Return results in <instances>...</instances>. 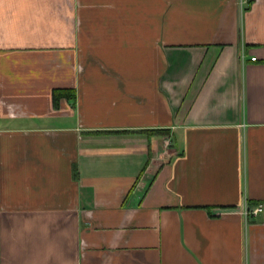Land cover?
<instances>
[{"label":"crops","instance_id":"crops-1","mask_svg":"<svg viewBox=\"0 0 264 264\" xmlns=\"http://www.w3.org/2000/svg\"><path fill=\"white\" fill-rule=\"evenodd\" d=\"M0 264H264V0H0Z\"/></svg>","mask_w":264,"mask_h":264},{"label":"trees","instance_id":"trees-1","mask_svg":"<svg viewBox=\"0 0 264 264\" xmlns=\"http://www.w3.org/2000/svg\"><path fill=\"white\" fill-rule=\"evenodd\" d=\"M253 2V0H250V3ZM67 99L70 101H75L77 98L76 91L71 88H57L53 91V99H54V105L56 107L59 106V103L61 99ZM163 133H169V129H162L160 130ZM149 133H154L156 131H148Z\"/></svg>","mask_w":264,"mask_h":264},{"label":"built area","instance_id":"built-area-1","mask_svg":"<svg viewBox=\"0 0 264 264\" xmlns=\"http://www.w3.org/2000/svg\"><path fill=\"white\" fill-rule=\"evenodd\" d=\"M257 59V57H252V60L253 61H255ZM263 211V207L262 206H260V207H257L256 209H254L253 211H252V213L254 214V215H257V214H259L260 212H262Z\"/></svg>","mask_w":264,"mask_h":264}]
</instances>
